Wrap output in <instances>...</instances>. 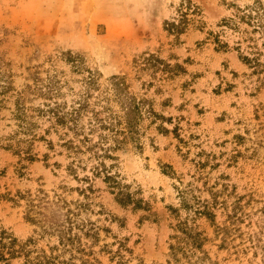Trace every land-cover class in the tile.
<instances>
[{
  "label": "rangeland",
  "instance_id": "374dc122",
  "mask_svg": "<svg viewBox=\"0 0 264 264\" xmlns=\"http://www.w3.org/2000/svg\"><path fill=\"white\" fill-rule=\"evenodd\" d=\"M190 1L200 15L174 34L185 0H0V264L25 261L4 237L74 264H263V74L230 31L225 51L209 35L235 9ZM70 219L65 252L53 229Z\"/></svg>",
  "mask_w": 264,
  "mask_h": 264
},
{
  "label": "trees",
  "instance_id": "16d2710c",
  "mask_svg": "<svg viewBox=\"0 0 264 264\" xmlns=\"http://www.w3.org/2000/svg\"><path fill=\"white\" fill-rule=\"evenodd\" d=\"M223 2L227 6L234 8L235 12L231 17L221 20L220 25H218L220 30L216 34L210 33L209 35L213 37V41L216 44L217 49L225 51L229 48V45L227 42L220 39V36L225 34L226 31H230L236 38V40L233 41L234 46L232 49L237 52L239 61L251 68L254 73L263 74L264 81V3H262L260 0H255L253 4L240 8L238 6H235L234 4H231L230 2L226 3L225 0H223ZM178 11L180 18L178 19L177 23L165 22L166 30L169 33H181L185 29L186 25L191 21L190 19H188L189 15H200L199 8L194 6L190 0H185V2L181 3ZM199 23L202 24L201 21H199ZM55 115L57 121L62 123L63 117H60L57 114ZM85 142L87 143L88 140L86 139ZM68 149L69 153L74 157L73 159H76L77 157L79 158L78 155L81 154V152L76 151L72 146H68ZM106 157L111 159L110 156ZM73 165L74 164H72V168H70L71 172H75L76 168L79 167H74ZM91 169L92 175L94 177L102 176L103 181L109 184L110 188L116 190V201L119 205L128 206L130 204H138V201H135L128 193L124 192L123 189L118 187V184L115 181L114 177L110 174V172L107 171L103 164H95V166H93ZM82 181L89 184L90 178L88 176H85ZM178 193L183 209H190L183 192L179 190ZM198 211L199 210H195V212ZM198 213L204 215L208 220H210L212 217L211 213L207 211L205 206H203V211ZM67 224L69 226L61 225L56 226V228L53 229L57 233L56 236L58 238V244L62 246V248H64L65 252H68L70 249H72L75 241L76 235L72 234V230L78 229L79 231H81V228H83V226L81 228L77 227L74 222H71V219L67 221ZM177 230L181 233L180 237H175V239H178V244L184 243L185 247L190 246L189 248L197 247L200 249L198 233H192L191 228L186 227L185 224H182L180 222L177 225ZM87 235L88 233L85 234V236ZM4 238H8L9 242L7 244L3 243V249H7V254L11 258L19 256L23 257L25 260L24 264H74L66 260H59V256H53L52 254L47 255L44 251H41L40 253L37 252L35 256H33V251L28 248V246L32 244L31 241L17 244V241L11 239L10 237ZM179 248H182V246H180ZM171 250L175 252L177 250L176 245L171 246ZM81 264L87 263L83 261L81 262Z\"/></svg>",
  "mask_w": 264,
  "mask_h": 264
}]
</instances>
